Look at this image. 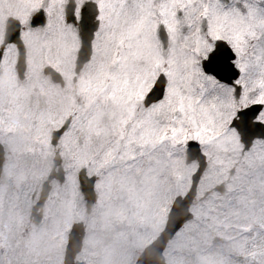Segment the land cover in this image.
I'll return each instance as SVG.
<instances>
[{"label":"snow or ice","instance_id":"obj_1","mask_svg":"<svg viewBox=\"0 0 264 264\" xmlns=\"http://www.w3.org/2000/svg\"><path fill=\"white\" fill-rule=\"evenodd\" d=\"M58 3L40 0L7 43L37 26L47 52L72 41L80 108L40 148L55 147L63 161L60 142L71 138L65 179L92 140L84 128L103 139L99 166L109 178L178 153L206 167L237 136L241 151L264 141V0H66L62 11ZM7 54L0 47V61Z\"/></svg>","mask_w":264,"mask_h":264},{"label":"rangeland","instance_id":"obj_2","mask_svg":"<svg viewBox=\"0 0 264 264\" xmlns=\"http://www.w3.org/2000/svg\"><path fill=\"white\" fill-rule=\"evenodd\" d=\"M5 2L7 5L6 11L17 16L25 24L27 23V15L29 12L37 8L40 4V0H25L23 3H19L17 0H5ZM64 2L65 0H59L57 4V8L60 11H62V3ZM3 7L4 3L0 2V29L4 21ZM22 38L28 52V74L40 73L41 66L45 63H50L52 61L51 59L56 61L52 64L58 66L64 73H72V59L67 55V52L72 48L71 39L68 40L66 46H58L52 52H47L43 47L44 33L41 35L38 31L30 30L24 32ZM37 43H42V47L38 50L35 49V44ZM28 47L32 51L30 54ZM8 48V54L12 52L16 56L14 47L8 46ZM39 52L43 54V57ZM9 60L12 61V55L9 56ZM1 65L4 69L0 67V70H6L8 68L7 60ZM56 66L54 67L57 68ZM10 73H13L12 67L11 69L9 67L4 73L7 77V82L10 80ZM43 84L40 83V86H43ZM20 90L15 89V92L18 94ZM70 92L72 93V91ZM77 95L78 90H75V99ZM20 101L19 105H16V108L6 112L7 119H15L14 134H16V129L19 125L26 127V130H29L31 127V120L28 119L30 118L28 115L29 109L25 102ZM63 112H70V110L63 109L56 111L57 119H50V117L45 115L44 117L46 118L39 123L40 127L45 130L48 129L60 119ZM24 119H28V122H24ZM5 120V117H0L4 135L9 132L6 131L9 128V124L4 126ZM34 136H36V133H34ZM0 139L3 140L1 135ZM68 139L66 137L61 141L62 146L67 144ZM41 144L44 143H40V148ZM238 146V138L236 137V141L231 142L228 146V150L232 152L234 157H229L227 160L224 158L223 152L221 155H213L198 184V195L212 184L225 180L226 187L230 191H233L234 188H229L227 185L236 186L237 184H242L247 186L246 188L250 196L254 195L257 198H264V171L258 170L256 173L245 171V169L249 170L256 165L264 168V142H255V146L251 152L246 153L242 158L239 157L240 149H238ZM48 148L50 149V147ZM103 152L104 150H102ZM46 153L47 149L44 151L40 150L39 160L43 159ZM52 154L53 152L49 150L42 166L38 168L34 175L32 187L29 181L32 175L26 177L23 183L22 175L15 167H5L4 175L2 171L0 178V264H60L61 262L67 233L73 223V218L75 220L79 219V215L84 212L81 194L78 193L79 197L75 200L76 189L73 185L67 194L64 196L58 195L57 202H59V207H57L58 204L55 203L53 196H51L48 203L52 201L50 208L55 207L56 209L51 210L45 207L43 220L38 225L30 223L26 213L29 209L30 197L32 196L31 190L33 187L39 188L43 177L50 167ZM99 155L100 152L97 156L92 154L86 163L89 173H100L97 177L99 179L97 184L98 188L95 187L98 196L99 194L100 196L97 206L91 212V219L82 214L88 235L85 237L81 252L77 254V259L82 260L84 264H130L138 253L139 245L142 247L150 242L161 228L162 225L159 226V224L164 220V218L162 220V217L168 208L167 201L169 195L170 201L168 203L170 204L172 198L177 193H183L187 190L190 174L195 167V163H190L183 170L182 162L179 163L180 153H178L158 162L145 163L132 173H124L123 170L121 172L114 170L112 176L107 181L105 179L106 176L102 174L99 166L102 160V156L99 158ZM17 161L20 162L19 156ZM234 161L243 164L240 168V173L235 172L233 175H228V168L226 166L228 164L230 167ZM32 162L33 159L25 162L27 168ZM83 163V160L79 161L78 165ZM178 163L179 169L173 175V178L169 180L168 186L167 177L176 171V165ZM215 163H221L223 166L217 168ZM76 168L71 170L70 178L75 177ZM118 183H121V185H117ZM21 184H24L25 189L22 190ZM114 186L118 189L113 188ZM125 188L127 189L124 190ZM56 190L57 187H55ZM232 195L233 193L231 197ZM129 197H132L133 201ZM229 199L230 195L222 196L219 202L224 205ZM240 199L245 207L248 206L249 213L253 211L251 210L253 203L259 202L255 199L247 204L244 201L246 199ZM144 201L147 206L143 204ZM261 203L263 202H259V206ZM130 206L132 208L131 212L123 220L122 218ZM191 210L194 216H196L195 214L197 212L194 211V206L191 207ZM262 216L264 214L260 211L259 215L255 216L256 220L262 225L261 235L257 238V245L255 246L258 248L257 251L251 252L248 256V264H264V218ZM216 218L223 219L221 214L215 213L214 219ZM119 219L123 221H118ZM150 220L152 223L151 227L147 226ZM118 225L119 228H117ZM211 236V233L203 230L202 226L192 219L184 225L168 244L164 252L167 264H187L188 256L186 252L190 248L196 251V248L201 245V242L208 243ZM253 245L255 244L253 243ZM207 262L205 258H201L196 263L207 264ZM221 262L217 259L215 264H221Z\"/></svg>","mask_w":264,"mask_h":264},{"label":"flooded vegetation","instance_id":"obj_3","mask_svg":"<svg viewBox=\"0 0 264 264\" xmlns=\"http://www.w3.org/2000/svg\"><path fill=\"white\" fill-rule=\"evenodd\" d=\"M6 8L7 7L4 6L2 10L4 21L0 29V34L4 29L5 16L8 15ZM72 75L73 73H64L63 78L65 80V85L64 81L63 84L60 85L53 83L49 77L43 75V73H31L25 80H19L16 76V73H10L9 82L6 81V75L4 73H0V110L9 111L13 108H16V105L18 106L21 102L20 100L25 102L29 109L28 115L31 118V127L29 130L23 132L22 135L19 136L17 145L14 146V151L17 157L19 156L20 159L19 170L23 175V179L29 175H32L29 178L30 183L33 182L34 175L36 174L38 168L42 166L48 151L51 150V152L54 153L57 150L55 147H50V149L47 148L45 157L39 160L40 143L47 145L49 140L48 139L46 142L42 137H40L39 142L35 144L31 143V137L33 134L37 133L38 131H42L39 123L42 122L44 118H46L44 117L45 115L50 117V119H57L58 116L56 115V111L69 109L70 112L64 113L62 119L58 122L60 124L63 122V120H65L69 113L80 108V103L76 101L74 96V91L79 90V83L72 79ZM69 80L70 83L67 84ZM43 81H45L47 84H45ZM40 83H44L43 86H40ZM20 84L23 85L22 95H19L15 92L16 87L14 85ZM70 91H72V93ZM100 123L102 124L103 121H100ZM7 124H9L8 126L10 128L11 125L8 122H5L4 126ZM80 135L83 137L92 135V140L88 143V146L82 148V150L76 156V166L79 164L81 159H87L91 155L92 150L98 148V145H102L105 148L103 139L94 136L92 134V130L84 128L82 129ZM68 138V142L65 146H62L60 142V150H65L67 152L69 160L72 156L71 149L73 144L71 142V138ZM65 147L66 149H64ZM241 147V145L238 146V149H240V158H242L246 153L251 152L253 148L251 147L250 150L241 151ZM221 154L222 153H220V155ZM223 156L226 158V160L229 157H234L230 150L223 152ZM30 159H33V162L27 168L25 162L29 161ZM232 163L233 164L230 167L228 164L226 166L228 168V173L230 172L231 168L233 169V173H240V168L243 164L236 161ZM215 166L219 168L220 166H223V164L215 163ZM258 170L264 171V168L260 167V165H256L249 170L245 169V171L249 173H256ZM26 174L28 176H25ZM227 186L229 188H234V190L230 191L226 187V193L224 195L211 192L205 199H197L192 204V207L194 206V211L197 212V214H195L196 216L194 217V221L202 226L203 230L211 233L212 235L211 238H209L208 243L201 242V245L196 248L197 262H199L201 258H205L208 261L207 264H215L217 259L222 261L221 264H248V256L251 252L257 251L258 249L255 246L257 245V238H259L261 235L262 225H260L257 220H252L253 216L248 212V206L245 207L244 204L237 198L234 199V196L239 195L244 187H242V184H237L236 186ZM34 191L35 188L32 190V195L34 194ZM69 191V189H62L61 196H64ZM232 193L233 195L231 197ZM247 193L249 192L247 191ZM226 195H230V199L224 205H222L219 200L222 196ZM56 198L58 199V197ZM253 200L255 199L249 198L244 201H246L248 204ZM257 200L259 201V198ZM50 206L51 205L46 204V202L44 203L42 216H44L45 207L50 208ZM261 210L262 214H264L263 207ZM215 213L221 214L223 219H214ZM27 217H29L28 213ZM262 218H264V216H262ZM215 237L217 240L212 243L211 241ZM98 243L101 244L100 241H98ZM253 243L255 245H253Z\"/></svg>","mask_w":264,"mask_h":264},{"label":"water","instance_id":"obj_4","mask_svg":"<svg viewBox=\"0 0 264 264\" xmlns=\"http://www.w3.org/2000/svg\"><path fill=\"white\" fill-rule=\"evenodd\" d=\"M15 30H16V26L11 25L10 32L13 33ZM19 61H20V69L22 73L23 68H24V64L22 67L23 48H22L21 54L19 55ZM1 154L2 152L0 151V163L2 160ZM201 165L203 167L204 163H202ZM0 168H1V165H0ZM201 170L199 169L198 172H196V174L193 176L192 187L190 191L187 193V195L183 199H180L179 197L175 199L172 205V208L169 212L165 229L160 233L159 237L151 245H149L146 248V250L143 253V256L146 257V260H143V261H149L145 263H150L155 259V262L157 264H161L159 258L161 256V250L164 247L165 242L169 239V237L173 234V232L178 228V226L189 217V214L187 212V207L195 193L196 181L199 177ZM45 194H46V189H45ZM40 203H41V200H40ZM35 209H36V206L33 208V211ZM38 218H39V215L36 214V216L34 217V220H37ZM79 233H82L80 226L73 228V232L70 236V242H69V245L66 251L65 264H70L72 262L75 252L79 249V245H80V236H78ZM74 264H79V263H74Z\"/></svg>","mask_w":264,"mask_h":264}]
</instances>
